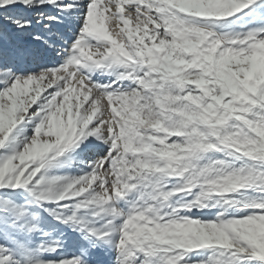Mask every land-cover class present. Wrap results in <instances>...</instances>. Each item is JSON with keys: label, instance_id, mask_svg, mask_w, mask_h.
<instances>
[{"label": "snow or ice", "instance_id": "obj_1", "mask_svg": "<svg viewBox=\"0 0 264 264\" xmlns=\"http://www.w3.org/2000/svg\"><path fill=\"white\" fill-rule=\"evenodd\" d=\"M0 264H264V0H0Z\"/></svg>", "mask_w": 264, "mask_h": 264}]
</instances>
